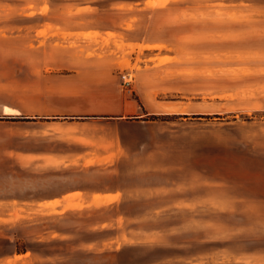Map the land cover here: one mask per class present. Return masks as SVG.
Returning a JSON list of instances; mask_svg holds the SVG:
<instances>
[{"label": "rangeland", "instance_id": "374dc122", "mask_svg": "<svg viewBox=\"0 0 264 264\" xmlns=\"http://www.w3.org/2000/svg\"><path fill=\"white\" fill-rule=\"evenodd\" d=\"M106 67L144 113L129 144L179 154L169 178L23 155L53 145L22 119L45 81ZM100 183L117 209L47 199ZM0 264H264V0H0Z\"/></svg>", "mask_w": 264, "mask_h": 264}, {"label": "crops", "instance_id": "0c3cea01", "mask_svg": "<svg viewBox=\"0 0 264 264\" xmlns=\"http://www.w3.org/2000/svg\"><path fill=\"white\" fill-rule=\"evenodd\" d=\"M147 72L148 70L143 74L139 73L138 79L143 78ZM126 73L132 75L134 82L133 72ZM97 74L94 70L79 69L65 75H54L55 83L50 82L47 87L45 81L44 90L40 94L41 108L27 115L29 116V120L26 121L27 137L29 140L32 138L50 140L53 145L51 149L40 148L25 152L23 155L29 160L44 162L90 163L93 166L107 164L108 170L104 168L109 174L107 177L114 180L117 176L113 171H117L120 164H126L132 171L155 170L164 173L165 178H169L166 173L178 172L180 170L178 153L171 157L159 154L155 156L148 154L150 150L145 148L144 144L134 146L129 144V133L126 134L121 129L123 125L132 124L127 119L130 118L129 115H135L136 119L143 121L144 113H141V106L137 100L122 93L119 84L112 79L108 67L99 68ZM93 82L96 84H92ZM120 87L123 88L121 80ZM131 90L132 87L128 91ZM10 110L14 109L8 105L3 106V113H9ZM81 170L84 169L81 167ZM101 184L103 183L92 184L87 187L88 189L69 188L61 193V198L55 196L47 199L56 202L58 199L68 198L69 195L80 194L90 202L97 201L102 204L100 207L117 209L115 205L124 200L123 194L119 196V191L113 187H98ZM161 186V190L165 189L167 183L158 185ZM82 188L88 191L81 190ZM158 195H161L160 199L165 200L163 202L173 200V196H179L177 192L168 191L160 192ZM169 208L170 206H160L152 209ZM14 253L22 252L18 253L15 249Z\"/></svg>", "mask_w": 264, "mask_h": 264}, {"label": "built area", "instance_id": "2783aa9c", "mask_svg": "<svg viewBox=\"0 0 264 264\" xmlns=\"http://www.w3.org/2000/svg\"><path fill=\"white\" fill-rule=\"evenodd\" d=\"M121 80H122V85L126 90H130L132 83H133V78L132 75L128 73H123L120 75Z\"/></svg>", "mask_w": 264, "mask_h": 264}, {"label": "trees", "instance_id": "16d2710c", "mask_svg": "<svg viewBox=\"0 0 264 264\" xmlns=\"http://www.w3.org/2000/svg\"><path fill=\"white\" fill-rule=\"evenodd\" d=\"M23 120H29V118H22ZM17 251V250H16ZM26 250L24 249V250H22V251H20V252H22V253H24ZM18 252V251H17ZM19 253V252H18Z\"/></svg>", "mask_w": 264, "mask_h": 264}, {"label": "bare ground", "instance_id": "6f19581e", "mask_svg": "<svg viewBox=\"0 0 264 264\" xmlns=\"http://www.w3.org/2000/svg\"><path fill=\"white\" fill-rule=\"evenodd\" d=\"M6 110H8V109L6 108Z\"/></svg>", "mask_w": 264, "mask_h": 264}]
</instances>
